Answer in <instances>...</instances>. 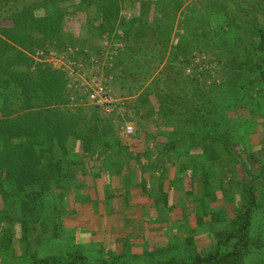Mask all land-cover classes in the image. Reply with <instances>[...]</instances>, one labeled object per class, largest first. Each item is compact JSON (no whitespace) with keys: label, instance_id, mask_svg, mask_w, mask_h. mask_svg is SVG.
Listing matches in <instances>:
<instances>
[{"label":"trees","instance_id":"1","mask_svg":"<svg viewBox=\"0 0 264 264\" xmlns=\"http://www.w3.org/2000/svg\"><path fill=\"white\" fill-rule=\"evenodd\" d=\"M71 23L95 42L122 28L129 45L108 73L134 110L149 98L162 111L159 125L170 132L152 140L179 158L174 172L189 190L199 177L198 199L221 189L230 204L241 189L239 205L208 234L209 250L143 264H264V0H0V197L14 208L0 211V250L18 243L11 264H122L91 262L73 246L43 251L59 238L52 216L79 182L98 204L100 194L118 197L119 173L138 179L159 168L146 137L116 139L117 120L72 104L65 73L44 60L51 51L84 53L68 41ZM202 56L210 64L199 68Z\"/></svg>","mask_w":264,"mask_h":264},{"label":"rangeland","instance_id":"2","mask_svg":"<svg viewBox=\"0 0 264 264\" xmlns=\"http://www.w3.org/2000/svg\"><path fill=\"white\" fill-rule=\"evenodd\" d=\"M127 12L129 11L122 12L123 21L131 19ZM144 19L148 22L152 20L149 11ZM67 31L70 34L68 41L73 39L71 45L82 48L84 53L71 55V51H51L44 60L65 73L68 92L77 93V96H72L70 100L72 104L77 98L87 107H96L87 101L86 92L79 88L81 82L89 83L91 77L96 74L97 84L102 85L112 99L107 113L102 108L99 109L107 117H114L117 120L113 128L114 137L118 140L146 137L151 155L153 154V158L159 162V168L149 175L139 172L138 179L134 174L128 176L126 172L119 173L115 191L119 198L112 200L100 194L98 204L83 197L91 194L94 198L92 189L87 186L86 181L79 182L80 188L72 187L73 192L68 193L74 196V199L61 205L58 216L57 214L52 216L51 224L59 225L61 228L59 238L53 240L58 245L45 244L43 251L57 253L61 247L73 246L83 252L91 262L115 256L124 261L122 264H143L152 259L162 262L176 256L179 259L185 258L193 255L196 249L209 250L211 239L208 234L221 228V221H225L230 214L229 209L239 205L241 189L239 190L236 185L232 189L233 199L230 204L228 199L231 193L226 199L228 195H224L221 189H217L211 198L202 196L198 199L199 177L194 178L191 184L193 189L189 190V181L183 178L185 176H176L174 163L180 162L179 158L173 152L164 151L160 148L162 145H158V141L152 140L160 132L166 135L170 132V129H163L164 125H159L157 114L161 115L162 111L155 110L154 103L149 98L148 102L134 110L132 107L135 105L134 100L123 98L126 92L108 73L116 54L129 45L125 42V34L121 27L117 25L110 35L103 36L98 42L85 34L82 24L71 23ZM176 34L181 32L178 31ZM174 43L173 39V45ZM209 64L208 58L204 56L195 61L199 68ZM128 126L133 128L131 134L126 132ZM172 126L174 127L173 122L169 127ZM163 142L165 141L160 139V143ZM242 146L243 144L236 145L235 151L241 152ZM140 163L145 164L147 160L141 157ZM130 166L136 167V162L131 161ZM248 183L250 182L247 181ZM222 188L227 190L228 184L225 183ZM101 190L103 189H96L100 193ZM108 191L111 195L114 189L111 191L108 188ZM10 203L4 197H0V211L14 209ZM218 216L219 218H216ZM17 245L18 243H14V250L13 248L0 250L1 264L13 263L14 251L19 252Z\"/></svg>","mask_w":264,"mask_h":264},{"label":"built area","instance_id":"3","mask_svg":"<svg viewBox=\"0 0 264 264\" xmlns=\"http://www.w3.org/2000/svg\"><path fill=\"white\" fill-rule=\"evenodd\" d=\"M37 57L42 56V53H37ZM97 75L94 74L91 77V81L89 83L81 82L79 88L86 92L87 101H89L92 105L96 107L102 108L106 113L109 111L107 110L108 107L112 104V99L108 95L107 90L100 84H97ZM133 128L128 126L126 128V132L131 134Z\"/></svg>","mask_w":264,"mask_h":264}]
</instances>
